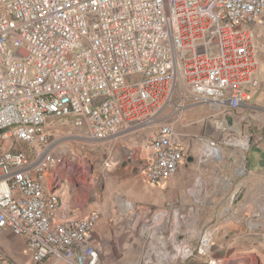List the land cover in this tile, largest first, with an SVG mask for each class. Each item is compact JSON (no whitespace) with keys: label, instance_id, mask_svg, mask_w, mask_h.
I'll return each instance as SVG.
<instances>
[{"label":"built area","instance_id":"1","mask_svg":"<svg viewBox=\"0 0 264 264\" xmlns=\"http://www.w3.org/2000/svg\"><path fill=\"white\" fill-rule=\"evenodd\" d=\"M263 11L264 0H0V229L25 238L32 264H103L88 240L97 210L57 220L63 202L46 193L61 161L55 123L89 141L146 135L139 172L160 185L183 166L174 137L188 109L222 116L252 101L260 68L252 25ZM226 120L216 119L218 129ZM201 143L205 156H221L217 141ZM185 218L171 202L156 211L141 264L194 256L221 264L210 232L196 246L185 239ZM0 264L14 263L0 251Z\"/></svg>","mask_w":264,"mask_h":264},{"label":"crops","instance_id":"2","mask_svg":"<svg viewBox=\"0 0 264 264\" xmlns=\"http://www.w3.org/2000/svg\"><path fill=\"white\" fill-rule=\"evenodd\" d=\"M252 28L259 88L252 101L235 112L219 116L201 105L184 113L174 141L181 145L185 160L176 176L158 186L147 183L139 172L147 158L142 149L145 139L133 136L118 147L111 146L114 152L105 160L111 176L103 193L89 202L78 186L63 179L66 157L60 154L62 146L56 147L61 161L49 173L46 193L63 202L57 220L82 218L97 210L100 222L88 240L98 249L103 264H141L142 227L169 202L186 216L183 231L191 245H198L202 235L210 232V254L221 264H264V11ZM216 119H227L223 129H218ZM230 137L249 139V149L241 147L242 153L247 150L245 163L225 150ZM201 138L217 141L221 156H205ZM243 142L233 146L240 148ZM168 218L174 219L171 213ZM0 251L14 264H32L25 238L8 229H0ZM48 264L65 263L54 258ZM180 264H206V259L194 256Z\"/></svg>","mask_w":264,"mask_h":264},{"label":"rangeland","instance_id":"3","mask_svg":"<svg viewBox=\"0 0 264 264\" xmlns=\"http://www.w3.org/2000/svg\"><path fill=\"white\" fill-rule=\"evenodd\" d=\"M51 122V119H47V124H51ZM55 125V129L52 130L53 137L58 140V145L62 146L63 151L60 154L66 157L67 166L63 169L65 172L63 179L78 186L86 201L97 199V195H101L104 191L105 181L111 176V171L105 167V160L114 152L111 146L118 147L127 139L122 143L89 141L80 138L76 131L65 127L60 122H56ZM142 138L145 139L146 135ZM234 141L241 142L242 140L240 137L231 138L225 150L234 153V157H238L240 162L245 163L246 151L242 153L241 148L233 146ZM3 142L6 148L10 146V141ZM14 148L27 151L30 149L26 144H17Z\"/></svg>","mask_w":264,"mask_h":264},{"label":"water","instance_id":"4","mask_svg":"<svg viewBox=\"0 0 264 264\" xmlns=\"http://www.w3.org/2000/svg\"><path fill=\"white\" fill-rule=\"evenodd\" d=\"M228 123L231 125L232 124V119H228ZM135 219V216H133L131 218V220L133 221ZM147 232H148V227L147 225H143L142 227V232H141V237L145 238L147 236Z\"/></svg>","mask_w":264,"mask_h":264},{"label":"bare ground","instance_id":"5","mask_svg":"<svg viewBox=\"0 0 264 264\" xmlns=\"http://www.w3.org/2000/svg\"><path fill=\"white\" fill-rule=\"evenodd\" d=\"M240 147H243V149H247V147H248V142H243L242 144H241V146ZM237 151V150H236Z\"/></svg>","mask_w":264,"mask_h":264}]
</instances>
